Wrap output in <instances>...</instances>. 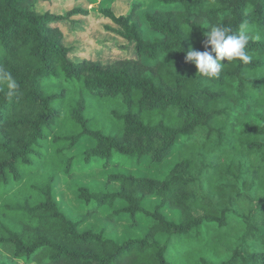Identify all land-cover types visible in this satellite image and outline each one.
Segmentation results:
<instances>
[{
  "label": "trees",
  "instance_id": "1",
  "mask_svg": "<svg viewBox=\"0 0 264 264\" xmlns=\"http://www.w3.org/2000/svg\"><path fill=\"white\" fill-rule=\"evenodd\" d=\"M37 1L0 0V69L19 84L12 97L0 85V250L15 264H264V117L242 123L247 110L264 111V0H132L122 16L113 0H87L100 5L108 32L134 46L110 64L69 59L59 24L88 9L38 14ZM241 23L250 63L222 61L209 79L186 61L190 48L211 51L204 34L212 26L235 33ZM94 109L108 122L89 117ZM84 139V163L104 169L143 158L161 168L177 150L182 158L163 178L116 172L106 177L116 190L79 187L77 199L91 208L70 220L52 186L70 174L69 153ZM242 165L258 196L247 222L203 203L189 180L200 175L219 207L237 206L236 187L225 182ZM148 200L159 203L148 210ZM103 208L109 223L147 217L145 235L120 244L80 229Z\"/></svg>",
  "mask_w": 264,
  "mask_h": 264
},
{
  "label": "rangeland",
  "instance_id": "2",
  "mask_svg": "<svg viewBox=\"0 0 264 264\" xmlns=\"http://www.w3.org/2000/svg\"><path fill=\"white\" fill-rule=\"evenodd\" d=\"M132 3V0H113L110 7L116 16H122L129 13ZM77 7H81L84 10L88 9L90 14L88 16H72L69 21L59 24L63 33V44L65 47L71 49L70 60L79 61L87 59L103 64H110L124 57L134 55V46L132 44L124 42V40L105 29V27L113 26L99 16L100 5L96 2L92 1L91 5H89L87 0H39L35 4V11L38 14L48 12L65 16ZM238 109L241 111L245 110L242 104L238 105ZM106 111L109 113L111 110L106 108ZM89 117H96L99 126L108 122L105 115L96 112L95 109L89 113ZM262 117H264L263 110H247L246 119L242 123L244 125L248 123H259L262 125ZM204 139V135H200V140L203 141ZM182 141L183 139L179 138L177 144L181 145ZM89 146H91L90 140L84 139L77 147L73 148L69 153V156L74 157L70 174L59 173L53 182L52 195L56 200L55 202H57L60 210L70 220H76L84 216L87 210L91 208V205L86 206L85 203L77 199V189L79 187H88L93 192L116 190V184L106 182L107 175L116 172L163 178L168 168L182 158L180 151L177 150L173 156L165 161L164 166L161 168L151 165L148 158H143L141 160H125L124 162L120 160L116 165H111L108 169H104L100 162L84 163L81 156L83 151ZM189 180L193 192L196 197L200 198L199 200L210 205L215 210L226 212L228 216L234 218L237 222H247L258 204V196L256 197L255 189L250 185V178L247 177L243 165L239 168L238 176H235V178L231 176L225 182V184L236 187V194H234L240 199L237 206L219 207L216 197L207 192L206 184L202 181L200 175H190ZM260 193V197H262L264 193ZM158 203L154 200H148L145 207L148 210H153ZM119 207L115 206V209ZM162 212L168 219L177 221V216L173 212H169L166 209H163ZM109 213H111L109 209H101L97 215L87 217L80 229L96 232L102 230L106 237L114 239L120 244L128 239L141 238L145 235L148 223L147 217L140 216L138 224L131 226V222L126 216H120L112 223H109L106 220V215ZM159 240L161 242L164 241V237H159ZM211 262L212 260L208 263L212 264ZM0 264L15 263L5 252L0 250Z\"/></svg>",
  "mask_w": 264,
  "mask_h": 264
},
{
  "label": "clouds",
  "instance_id": "3",
  "mask_svg": "<svg viewBox=\"0 0 264 264\" xmlns=\"http://www.w3.org/2000/svg\"><path fill=\"white\" fill-rule=\"evenodd\" d=\"M204 35L206 37L205 48L211 46V51L200 52L190 48L186 54V61L195 65L198 74L215 79L226 66L222 64V61L251 62L252 57L246 51L249 44L246 23H241L235 33L228 26L216 25ZM212 53H215V56ZM0 85L6 86L8 97H12L19 87L12 74L3 69H0Z\"/></svg>",
  "mask_w": 264,
  "mask_h": 264
},
{
  "label": "crops",
  "instance_id": "4",
  "mask_svg": "<svg viewBox=\"0 0 264 264\" xmlns=\"http://www.w3.org/2000/svg\"><path fill=\"white\" fill-rule=\"evenodd\" d=\"M125 160H128V159H121V162H124Z\"/></svg>",
  "mask_w": 264,
  "mask_h": 264
}]
</instances>
